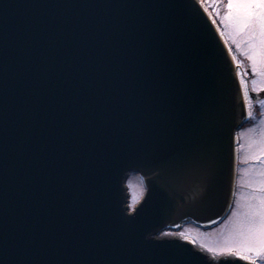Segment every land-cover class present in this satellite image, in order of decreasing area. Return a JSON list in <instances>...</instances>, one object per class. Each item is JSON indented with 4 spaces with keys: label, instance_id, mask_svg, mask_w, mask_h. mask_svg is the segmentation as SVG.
<instances>
[{
    "label": "water",
    "instance_id": "95a60500",
    "mask_svg": "<svg viewBox=\"0 0 264 264\" xmlns=\"http://www.w3.org/2000/svg\"><path fill=\"white\" fill-rule=\"evenodd\" d=\"M237 66L200 0H0L2 264H258L165 234L230 210Z\"/></svg>",
    "mask_w": 264,
    "mask_h": 264
},
{
    "label": "rangeland",
    "instance_id": "374dc122",
    "mask_svg": "<svg viewBox=\"0 0 264 264\" xmlns=\"http://www.w3.org/2000/svg\"><path fill=\"white\" fill-rule=\"evenodd\" d=\"M200 1L214 20L254 97L246 92L248 119L237 132L235 189L229 212L213 226L202 228L187 222L177 231L167 230L165 234L191 236L199 246L215 256L236 252L264 264V256L257 257L244 250L246 235L242 226L247 205L254 202L253 196H258L264 186V65L257 62L253 68L248 58L252 55L253 33L227 17V0ZM125 183L131 209L142 197L144 183L136 172H130Z\"/></svg>",
    "mask_w": 264,
    "mask_h": 264
},
{
    "label": "snow or ice",
    "instance_id": "6c2138e0",
    "mask_svg": "<svg viewBox=\"0 0 264 264\" xmlns=\"http://www.w3.org/2000/svg\"><path fill=\"white\" fill-rule=\"evenodd\" d=\"M227 17L234 19L243 28L251 30L254 43L252 55L248 58L252 61L253 68L257 62L264 65V0H227ZM252 199L254 202L247 205L248 211L244 214L242 225L246 235L244 250L260 257L264 256V186L261 187L259 195L253 196ZM145 204L135 208L134 215L146 213L148 209Z\"/></svg>",
    "mask_w": 264,
    "mask_h": 264
},
{
    "label": "bare ground",
    "instance_id": "6f19581e",
    "mask_svg": "<svg viewBox=\"0 0 264 264\" xmlns=\"http://www.w3.org/2000/svg\"><path fill=\"white\" fill-rule=\"evenodd\" d=\"M237 73H238V76H239V80H240V82H241V87H242L243 97H244V101H245V103H246V107H247L246 81H245V78L243 77V74H242V72H241L239 66H237ZM247 112H248V110H247ZM131 209H132V208H131ZM131 209H130V210H131ZM181 237H183V238H187V239L191 240L192 242H194L195 245H198L197 242L195 241V239L192 238L191 236H188V235L182 234ZM233 253H236V252H233ZM236 254L241 255V256H243V257H246L245 255H242V254H240V253H236ZM248 259L253 260V261H256V259H254V258H248ZM256 262H257L258 264H262V263H260V262H258V261H256Z\"/></svg>",
    "mask_w": 264,
    "mask_h": 264
}]
</instances>
